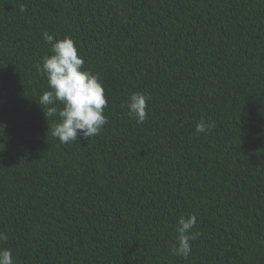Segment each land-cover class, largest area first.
<instances>
[{"label":"trees","instance_id":"obj_1","mask_svg":"<svg viewBox=\"0 0 264 264\" xmlns=\"http://www.w3.org/2000/svg\"><path fill=\"white\" fill-rule=\"evenodd\" d=\"M45 31L104 88L88 140L47 133ZM0 145L14 264H264V0H0ZM189 214L184 259L170 248Z\"/></svg>","mask_w":264,"mask_h":264},{"label":"clouds","instance_id":"obj_2","mask_svg":"<svg viewBox=\"0 0 264 264\" xmlns=\"http://www.w3.org/2000/svg\"><path fill=\"white\" fill-rule=\"evenodd\" d=\"M42 39L51 54L42 58L37 71L46 77L49 90L40 96L38 105L43 106L45 118L55 117L58 121L48 128L47 133L61 144H74L78 137L88 140L98 135L108 122L104 115L108 101L98 77L82 70L84 60L78 55L75 42L70 37L57 40L45 31ZM127 108L129 118L138 124L143 123L147 116V97L143 93H133L128 98ZM214 127L202 119L195 125V132L208 133ZM196 223L194 214L178 218L171 255L188 258L191 241L199 237L198 232L192 231ZM7 239L6 234L0 233V242ZM0 264H14L10 249L0 247Z\"/></svg>","mask_w":264,"mask_h":264}]
</instances>
